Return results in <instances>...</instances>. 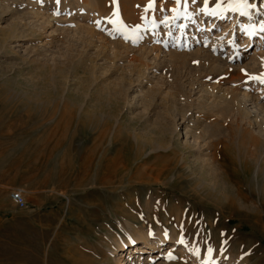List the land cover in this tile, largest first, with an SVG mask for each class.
Segmentation results:
<instances>
[{
	"label": "rangeland",
	"instance_id": "1",
	"mask_svg": "<svg viewBox=\"0 0 264 264\" xmlns=\"http://www.w3.org/2000/svg\"><path fill=\"white\" fill-rule=\"evenodd\" d=\"M56 1L30 5L52 13L44 23L23 1L0 14V41L15 29L0 42V264H197V255L204 264H264V137L232 121L241 94H220L247 88L254 74L218 72L192 52L204 45L234 62L241 36L258 33L246 49L264 50V0H87L94 17ZM259 73L264 82V65ZM241 103L243 114L249 102ZM171 115L210 142L192 152L217 155L213 165L200 158L195 169L190 158L185 167L152 151L164 145ZM14 189L23 206L11 200ZM135 231L178 241L123 250L118 263L115 243Z\"/></svg>",
	"mask_w": 264,
	"mask_h": 264
},
{
	"label": "bare ground",
	"instance_id": "2",
	"mask_svg": "<svg viewBox=\"0 0 264 264\" xmlns=\"http://www.w3.org/2000/svg\"><path fill=\"white\" fill-rule=\"evenodd\" d=\"M24 3V8L27 7V8H30V5L33 3L34 0H3L2 4L0 5V14L1 16H3V14H7V13H10L12 14L11 12L14 13V7H12V5H10L9 3H12V2H22ZM46 2V9L49 7L48 5H55V1L56 0H44ZM87 1V0H86ZM85 0L84 1H80L79 3L75 0H57V4H59L61 6V11H66L65 8H67L69 6L70 8V11H76V10H80V8H83L85 9V12L89 13H92L93 17L94 16H97V12H96V9L97 7H95V12H94V6L96 3H93V4H90L88 3V1L86 2ZM93 1V0H92ZM22 4V3H21ZM32 6V5H31ZM98 6V5H96ZM26 9V8H25ZM24 9V10H25ZM32 7L29 9V12H32L34 14H38L40 16L38 17H41L40 19H37V20H40L42 23L44 22H47L49 21V19L52 16V13H49V14H46L45 12H40V11H37L35 9L31 10ZM103 10V8H100V10ZM48 10V9H47ZM68 10V8H67ZM23 11V10H22ZM69 11V10H68ZM74 11V13H75ZM98 11V9H97ZM26 12V11H25ZM29 12L28 15H29ZM26 13V14H27ZM66 13V12H65ZM87 13V14H88ZM101 13V11H100ZM9 14V15H10ZM77 14V13H76ZM33 15V14H32ZM79 15V14H78ZM76 15V16H78ZM82 15V14H81ZM74 16V15H73ZM33 17V16H32ZM235 17V16H234ZM233 17V19H234ZM54 18V17H53ZM74 18V17H73ZM72 18V19H73ZM81 18V17H80ZM86 18V17H85ZM232 19V21H233ZM36 20V21H37ZM214 20V19H212ZM210 20V22L212 21ZM252 20V19H251ZM231 21V22H232ZM40 22V24H41ZM77 22V20H76ZM213 22V21H212ZM11 24H14V22H12ZM36 24V23H35ZM231 24H229V21L228 23H225L223 24V29L225 30L226 28L230 29L231 30ZM45 26V25H44ZM79 26V25H77ZM230 26V27H228ZM10 27V26H9ZM81 27V25H80ZM36 28V27H35ZM76 28V27H75ZM190 28V27H189ZM192 28V26H191ZM77 29V28H76ZM75 29V30H76ZM85 30V29H84ZM15 29L13 30L12 26L10 27L9 31H8V34L5 36H2L1 38V41L2 42V45L5 46V44L7 43L6 42V39H8V37L10 36H13L14 35V32ZM87 31H89V29H87ZM19 32V31H18ZM92 31L90 30V33ZM87 33V32H85ZM89 33V32H88ZM235 33V32H234ZM233 32H230L229 35H233L234 34ZM203 34L205 35L206 32L203 31L201 32V35L203 36ZM223 34V33H222ZM236 34H240L238 33V31L236 32ZM242 34V33H241ZM255 34V33H254ZM18 35V34H16ZM75 35V34H74ZM93 35V34H92ZM256 35V36H255ZM255 35H250V34H245L243 36H241L242 38H240V40L242 41L241 44L245 45V50H244V53L241 55V54H237L235 55L234 57V62L233 61H229V53H226V54H220V53H216L215 50L214 51H210L207 47H205L204 45L203 46H198L196 47L195 49H193V53L194 51H198V53H202L204 56L205 59L208 58L210 59L211 63H212V68L218 72H229V68H231L230 66H232L233 68L237 69V77L238 78H241L242 80L244 79V70H247V71H250L251 73L254 74V78L249 82L247 83V88H244V87H240V86H235V87H231V86H225L224 90H222V93L220 92V94L222 95L221 97H225V98H228L227 94L230 93V94H234L235 92L238 94H241L240 98L238 97V99H233V101H229L232 103V108H233V112L231 114V117H232V121H235V122H239L240 121H247V124L249 126H251V132L252 134H255L254 136H256V138H260V137H264V99H261L259 98V96L261 94H263L264 92V82H260L262 80H259V77H258V74L259 71H261V68L262 66L264 65V50L263 49H260L258 52L254 50V52L252 54H250L249 51H247V47H249L251 44L255 43V42H259V40L263 38V35L261 34H255ZM77 36V35H76ZM90 36V34L88 35ZM92 37V36H91ZM207 39H210L211 43L214 42L215 44H220L221 42L219 41L220 38L222 37L221 35L219 34H216L214 36H210L206 35ZM258 44V43H257ZM260 45V44H258ZM173 47L176 46V43L172 45ZM217 46V45H216ZM4 48V47H3ZM251 48V47H250ZM5 49H8V46L7 48ZM144 49V48H143ZM149 49V48H148ZM146 50V49H144ZM143 51V50H142ZM175 51L174 49H168V51H166L168 54L167 55H170L171 54H175ZM4 52V51H3ZM6 52V51H5ZM10 52V51H9ZM144 52V51H143ZM190 52V51H189ZM249 52V53H248ZM201 54V55H202ZM241 55V56H240ZM251 55V56H249ZM173 56V55H172ZM171 56V57H172ZM175 56V55H174ZM200 56V55H199ZM248 58V61L246 62L245 59ZM169 58V57H168ZM172 59V58H171ZM161 62V61H160ZM233 62V63H231ZM235 80V79H234ZM241 80V81H242ZM246 87V84L244 85ZM222 89V87L220 88V90ZM210 91V90H209ZM219 94V93H218ZM219 94V95H220ZM217 95V94H216ZM229 95V94H228ZM227 96V97H226ZM222 99V98H221ZM220 99V100H221ZM214 100V99H213ZM227 100V99H226ZM242 100H245L247 102H249V106L248 108L247 107H244L246 110L245 112L242 113H239L241 107H243L241 101ZM209 102V101H208ZM226 102V101H225ZM244 102V101H243ZM223 104V103H222ZM208 105V104H207ZM211 105V104H209ZM226 105V104H225ZM209 106H207L206 108H208ZM211 107V106H210ZM209 107V108H210ZM214 107V106H213ZM225 107V106H224ZM231 107V106H230ZM229 107V108H230ZM204 109V108H203ZM197 110V109H196ZM207 110V109H206ZM211 110V109H210ZM244 110V109H243ZM179 111V110H178ZM185 111V110H184ZM207 112V111H206ZM166 113V112H165ZM172 113V112H171ZM229 114V113H228ZM166 115V114H165ZM164 116V115H163ZM172 116V119L171 120V124L169 125V127H166L164 126L165 129L164 130V136H165V142H164V145H161V144H154L155 149H152L153 150H161L163 152H167V153H171L173 155L172 159L175 160V158H177V163H181L182 165H184L185 167L188 166L189 164V159H193V163H194V166H195V169H196V165H197V162L199 160H201L200 158L203 159V162L204 164L207 163L208 161V166H211L215 163V161L218 159H216L217 155H213V153L210 155L208 154L207 152L203 153L205 156H196L194 155V153L192 152L193 150H199V152H204L205 148L208 149V144H210V142L208 143L205 138H203L199 132V130L197 129V127H195L194 125L192 124H186L184 123V125L181 126V128L179 129L178 126H177V122H176V118L175 115H171ZM185 116V115H184ZM229 117V116H228ZM181 118V117H180ZM185 118V117H184ZM183 118V120H184ZM225 119V118H224ZM181 120V121H183ZM228 120V119H227ZM191 122V121H190ZM163 124V123H162ZM179 124V122H178ZM204 126V125H203ZM202 126V127H203ZM223 126V125H222ZM237 126V125H236ZM204 128V127H203ZM243 128V127H242ZM162 129V128H161ZM206 129V128H205ZM204 129V130H205ZM249 129V128H248ZM201 130V128H200ZM245 130V129H244ZM203 131V130H201ZM207 131H205L206 133ZM178 133V135H177ZM183 134V138H184V141H181L180 138H179V134ZM203 134V132H202ZM188 137H191L193 142L194 143H191V142H188L186 141L185 139ZM204 136V135H203ZM211 136V135H209ZM206 137V136H205ZM212 137H214L212 135ZM211 138V137H210ZM215 138V137H214ZM218 138V137H217ZM255 138V140H257ZM206 139L208 140L209 138L206 137ZM215 140V139H214ZM211 141V139H210ZM261 141V140H260ZM212 142V141H211ZM257 142V141H255ZM213 143V142H212ZM212 152V151H211ZM216 153V152H215ZM196 154V153H195ZM149 155V154H148ZM202 162V161H201ZM167 165V164H166ZM190 165V164H189ZM193 165V164H192ZM203 165V164H201ZM216 165V164H215ZM184 167V168H185ZM144 169V168H142ZM210 169V168H209ZM214 168H212L213 170ZM146 170V169H144ZM139 171V170H138ZM195 174V173H194ZM224 183V182H223ZM238 189V188H236ZM233 190L235 191V189L233 188ZM234 191L230 192V193H234ZM233 195H236L233 194ZM243 196V195H242ZM233 200V199H232ZM240 200V199H239ZM237 200V201H239ZM236 202V201H235ZM242 202V201H240ZM237 203V202H236ZM245 204V203H244ZM112 225H114L115 227V224L114 223H111ZM136 230V229H135ZM134 231V230H133ZM173 232V231H172ZM135 235L136 238L134 237L133 239L131 240H124V241H117L115 244L118 245L116 248H118V250H120L121 252L119 253V256L116 257L115 260L118 261V263L122 260L121 259V256L122 255H125L122 253V251H129L131 252L130 250L132 249V252L134 251H147V250H154V249H158L159 248V245L161 244H164L165 241H171V245H173V243L175 241H178V238L176 237V234H172L171 236H167L165 234H162L161 231H157L156 232V236L155 238H152V239H147V237L145 236V234L141 233L138 231H135ZM140 240L137 241V240ZM139 242V243H137ZM133 241V242H132ZM149 241H152V244H151V247L149 246L148 242ZM142 244V245H141ZM148 244V246L150 247H146V245ZM187 246V245H186ZM127 247H129L127 249ZM131 248V249H130ZM183 250H180V261H181V256L183 255L182 253ZM125 253V252H124ZM138 255L139 253L135 256V261H137V258H138ZM186 255V254H185ZM198 256V255H197ZM195 257L193 258L194 262L197 263V264H204L205 263V259L203 257ZM197 258V259H196ZM134 259V258H133ZM139 259V258H138ZM196 259V260H195ZM134 261L132 260L131 258H129V260L126 262L127 264H131V262ZM134 264V263H133ZM161 264H180V263H175V262H165V263H161ZM209 264H215L214 260H211L209 262ZM223 264V263H222ZM225 264V263H224Z\"/></svg>",
	"mask_w": 264,
	"mask_h": 264
},
{
	"label": "built area",
	"instance_id": "3",
	"mask_svg": "<svg viewBox=\"0 0 264 264\" xmlns=\"http://www.w3.org/2000/svg\"><path fill=\"white\" fill-rule=\"evenodd\" d=\"M10 198L16 205H18V206L24 205V199L21 195L20 190H18V189H14L10 192Z\"/></svg>",
	"mask_w": 264,
	"mask_h": 264
}]
</instances>
